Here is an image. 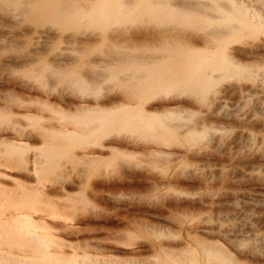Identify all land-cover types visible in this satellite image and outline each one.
Wrapping results in <instances>:
<instances>
[{"label":"bare ground","instance_id":"1","mask_svg":"<svg viewBox=\"0 0 264 264\" xmlns=\"http://www.w3.org/2000/svg\"><path fill=\"white\" fill-rule=\"evenodd\" d=\"M11 1L0 2V25L4 26H0V36L7 34L13 45L26 38L30 47L22 54L1 60L4 65L32 67L42 59L54 38L73 42L79 52L107 39L121 46L111 48V52L101 48L87 58L58 49L52 52L48 63L55 71L68 72L63 87L54 90L48 87V79H33L31 72L19 80L21 90L0 91V240H14V244L4 241L10 243L6 247L0 244V264H244L223 246L203 239L201 234L226 235L219 226L211 227L201 221V214L196 223L189 219L190 223L185 222L187 214L183 218L168 211L160 218L162 225L156 239L147 245L152 257L142 259L121 260L104 252L109 248L92 238L77 245L63 243L58 233L79 232L75 222L90 216L84 213L90 197L111 205L123 203L108 187H97L99 182L109 186L114 181L109 174L96 169V163L106 155L147 156L159 170H151L146 177L160 181L165 180L163 170L173 162L188 155L195 158L201 155L205 142L198 139L203 136L200 121L198 118L182 121V112L191 110L194 104H202L201 97L207 91H211L210 102L229 91H241L245 80L234 78L218 83L239 71H244L250 81L255 68L245 60L248 57L257 56L256 91L264 96V2L260 11H255L248 6L249 0H217L212 4L202 0H79L82 9L110 3L117 14L141 6L147 13L156 12L163 19L178 17L196 23L209 17L223 21L196 30H182L177 21L171 20L154 26L138 24L140 21L88 26L84 23L86 18L76 27L48 24L50 20L65 21L71 1L76 0H56L44 13L46 22L37 27L36 7L44 0H23L20 13L9 7ZM93 20L103 19L96 16ZM141 47L157 51L138 50ZM195 48L208 53L189 58L184 50ZM91 62L100 65V69L90 68ZM78 63L85 65L82 74ZM123 67L128 70L118 75L115 71ZM107 73L113 82L104 84L102 76ZM183 140H189L186 146L181 144ZM78 160L84 167L75 172L74 183L92 185L87 198L75 189L66 188L63 181L70 170L67 165ZM120 166L129 170L136 167L129 163ZM130 174L132 178L133 172ZM186 175L183 170L173 174L176 179ZM3 180L11 181L15 188L6 189ZM166 193L163 191L146 203L169 207ZM197 216L194 214V220ZM175 241H182L181 245H175ZM228 241L239 254L252 251L244 241L229 238ZM118 243L128 250L131 247L133 252L142 246L137 241Z\"/></svg>","mask_w":264,"mask_h":264},{"label":"rangeland","instance_id":"2","mask_svg":"<svg viewBox=\"0 0 264 264\" xmlns=\"http://www.w3.org/2000/svg\"><path fill=\"white\" fill-rule=\"evenodd\" d=\"M6 1L7 0H0V2L4 3ZM202 1H207L209 4H212L216 3L217 0ZM260 1L249 0L247 3L250 8L255 9V11L259 9L260 11V6L263 5L262 3L264 0ZM22 2L23 0H12L9 2L11 4L9 7L11 6L10 8H12V10L15 12L18 10L20 13V9L24 7V2ZM55 2L56 0H44L41 6L36 7L35 22L37 27L44 24V13L54 6ZM78 4L79 0L71 1L70 13L65 17V21L57 23L50 20L48 24L60 28L76 27L79 22L82 23L83 19L86 18L88 20H86V22L84 21V23L88 26L124 22L138 23V21H140L138 24L154 26L163 24L165 23L164 21L171 20V22L177 21L175 23L179 29L196 30L198 28H204L211 23L223 22L218 19H209V17L206 19L203 18L201 22L196 23L184 22L178 17L180 21L176 17L177 20H174V17L169 18L165 16L163 19V16L156 12L147 13L141 6L130 9L127 13L117 14L115 12L117 10L116 7L112 6L110 3L91 5L86 7V9L80 8ZM262 12H264V9H262ZM96 16L101 17L103 20L100 22L94 21L93 19ZM151 22L153 24H151ZM0 26L2 28L4 27L3 25ZM13 29L15 28H12V30ZM0 38V91L3 92L10 91L11 89L21 90V85H19L21 82L19 80L29 76L31 72V74H35H33V79L39 78L44 81L48 79L49 81H46L49 85L48 87L54 90L61 88V86L63 87L64 85L62 84H65L67 81L66 77L69 76L68 72L64 70L55 71L48 63L52 52L58 49L64 50L63 52L69 55L83 54V56H85L83 58H87L90 53H94L101 48L102 50H110L111 48L115 50L121 46L119 42L107 39L98 42V44L91 49L79 52V48H77L73 42L54 38L50 42L51 45L46 53L43 54L42 59L33 64L32 67L15 68L9 64L4 65L1 60L27 51L30 47L29 41L26 38H21L18 41L19 43L16 42L13 45L7 34L1 35ZM22 39L24 41H22ZM141 48H138V50L157 51V48ZM175 49L176 51L181 50V48ZM196 49L199 48L186 49L184 51L187 52L189 58H197L200 55H206L208 53L207 50L201 51ZM245 60L251 65H254L255 68V71L252 72L250 81L247 79L248 76L244 75V71H239L237 74L229 75L218 83H226L234 78L245 80V83L242 84L241 91H229L222 97L211 102L208 98L211 91H207L201 97L202 104H194L191 106V110L182 112L180 120L193 121L195 118H198L200 121L199 131L203 136L198 139L207 143H204L205 146L201 155L196 158L188 155L187 158H181L173 162L171 167L163 170L165 175L164 181L153 178L148 179L146 177L145 174L149 173L151 170H159L156 162L148 159L147 156H142V154L132 156L120 153L106 155L104 159L96 163V169L100 172L103 171L109 174L114 181H111L108 184L109 186L99 182L97 187L100 189H103V186L105 188L108 187L110 192L123 199V203L111 205L104 201L94 200L91 197L88 198L90 204H88L84 213H89L90 216L75 222L79 231L76 234L58 233L59 241L77 245L82 242H88L92 238L91 240H95L97 243L99 242L100 245L109 248L103 249L104 252L118 256L121 260L140 259V257L142 259L152 257V251L147 245L156 239L155 237L162 225L160 218L167 214L168 211L183 218L187 214L189 216L186 215L188 219L185 218V222H190L189 219H191L192 223H196L201 214L203 216L200 215V217H202L200 219L201 221L211 227L219 226L220 232L226 235V237H223L217 234H201L203 239L223 246L234 259L236 258L241 263L264 264V119H262L264 117V103L262 102L264 101V96L256 91L258 89L257 56L248 57ZM83 65L80 63L77 65L79 74L83 72V67L85 66ZM89 66L97 70L100 65L98 66L91 62ZM127 70L126 67H123L115 72L120 75ZM26 73L27 75H25ZM48 75L50 77H48ZM53 75H55V77ZM17 76L20 77V79H18ZM102 77L104 84L113 82L110 73L104 74ZM104 92L107 91L105 90ZM188 141L183 140L181 144L186 146ZM256 143L260 145L259 148L261 150L253 151L259 146H256ZM34 146L37 147L38 144H34ZM125 163H129L130 166L131 164L132 166L136 165V167L134 166V170H129L128 167H126L127 169L124 167V169L120 165H125ZM83 165L84 164L81 163L80 160L69 163L67 166H69L70 170L67 171L63 181H65L66 188L75 189L77 194L85 195L87 198L91 192L92 185L89 183L85 185L74 183V179L76 178L75 172L82 170L84 167ZM177 170H181V172L183 170L185 173L187 172L188 176L186 175L187 177L176 179L173 174L181 173ZM131 171L133 172L132 178L129 177ZM257 174L258 178L256 177ZM139 177H143L144 179H138ZM3 183L6 189L15 188V185L11 181L3 180ZM80 188L83 190L80 191ZM163 191L168 193L166 194L167 197L169 196L167 200L169 207L165 208L160 206L157 202L151 204L146 203L148 199L155 198ZM191 213L193 214L190 215ZM194 214L198 215L195 220L194 218L196 215L194 217ZM186 232L187 230L184 231L183 234H186ZM198 236L201 237L200 234ZM184 238L185 237H181V240H184ZM228 238L233 240L236 239L241 243L244 241L246 246H248V244L249 247L251 246L250 248L252 251L245 254L237 253L230 245ZM115 240H118V242L137 241L140 242L142 246L139 250L133 252L131 247H129L128 250V247L122 246V244L118 242V244L115 243ZM4 241L14 244V240H12V242L11 238L8 240L1 239L0 244L4 247L10 244L7 243V245ZM181 242L182 241H175L174 244L177 245L178 243L181 245ZM252 252H255L256 255Z\"/></svg>","mask_w":264,"mask_h":264}]
</instances>
